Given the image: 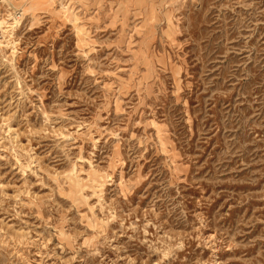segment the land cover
I'll list each match as a JSON object with an SVG mask.
<instances>
[{
  "label": "rangeland",
  "instance_id": "374dc122",
  "mask_svg": "<svg viewBox=\"0 0 264 264\" xmlns=\"http://www.w3.org/2000/svg\"><path fill=\"white\" fill-rule=\"evenodd\" d=\"M0 264H264V0H0Z\"/></svg>",
  "mask_w": 264,
  "mask_h": 264
}]
</instances>
